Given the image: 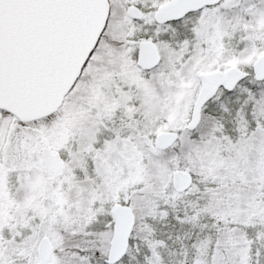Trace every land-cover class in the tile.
<instances>
[{
	"label": "snow or ice",
	"instance_id": "1",
	"mask_svg": "<svg viewBox=\"0 0 264 264\" xmlns=\"http://www.w3.org/2000/svg\"><path fill=\"white\" fill-rule=\"evenodd\" d=\"M0 264H264V0H0Z\"/></svg>",
	"mask_w": 264,
	"mask_h": 264
}]
</instances>
